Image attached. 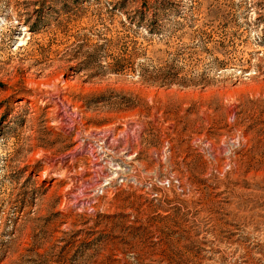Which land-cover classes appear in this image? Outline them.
<instances>
[{"label": "rangeland", "instance_id": "1", "mask_svg": "<svg viewBox=\"0 0 264 264\" xmlns=\"http://www.w3.org/2000/svg\"><path fill=\"white\" fill-rule=\"evenodd\" d=\"M0 264H264V0H0Z\"/></svg>", "mask_w": 264, "mask_h": 264}]
</instances>
